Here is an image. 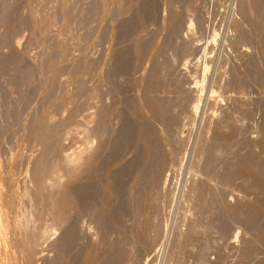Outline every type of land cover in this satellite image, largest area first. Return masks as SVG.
<instances>
[{
	"label": "rangeland",
	"instance_id": "rangeland-1",
	"mask_svg": "<svg viewBox=\"0 0 264 264\" xmlns=\"http://www.w3.org/2000/svg\"><path fill=\"white\" fill-rule=\"evenodd\" d=\"M256 2L0 0V181L17 162L21 187L30 173L47 199L73 180L85 195L61 224L34 194L43 237L30 263L14 254L0 198V264H264Z\"/></svg>",
	"mask_w": 264,
	"mask_h": 264
},
{
	"label": "bare ground",
	"instance_id": "bare-ground-1",
	"mask_svg": "<svg viewBox=\"0 0 264 264\" xmlns=\"http://www.w3.org/2000/svg\"><path fill=\"white\" fill-rule=\"evenodd\" d=\"M257 1V0H256ZM255 0H249V4H250V7L251 6H253V7H255L254 9H256V7H258V5H256V6H254L257 2H256ZM13 2V1H12ZM17 2V1H16ZM10 3V2H9ZM258 4V3H257ZM5 5V4H4ZM6 7L8 8V5H6ZM5 7V8H6ZM1 8V7H0ZM248 8V7H247ZM250 9V8H249ZM248 9V13L250 14V10ZM253 9V10H254ZM7 11V10H6ZM14 12V11H13ZM16 13V12H15ZM9 14V13H8ZM14 14V13H13ZM16 16V15H15ZM4 17V16H3ZM6 17V16H5ZM4 17V18H5ZM1 18V17H0ZM16 18V17H15ZM2 19V18H1ZM0 19V20H1ZM4 20V19H3ZM17 20V19H16ZM2 21V20H1ZM13 21H14V19H13ZM18 22V21H17ZM33 22V21H32ZM5 23V22H4ZM3 24V23H2ZM20 24V23H19ZM6 25V24H5ZM7 28V27H6ZM14 29H16V27H14ZM21 30V29H20ZM4 31V30H3ZM3 31H1V32H3ZM5 31H7V30H5ZM13 31V30H12ZM16 32V31H15ZM19 32V31H18ZM5 33V32H4ZM12 33V32H11ZM3 34V33H2ZM4 35V34H3ZM14 35H16V34H14ZM17 36H18V34H17ZM2 41V40H1ZM12 42V41H11ZM253 60V59H252ZM54 72V71H53ZM71 74V73H70ZM48 75V74H47ZM67 75V74H66ZM69 75V74H68ZM69 81V80H68ZM165 83V82H164ZM6 90V89H5ZM156 91V90H155ZM23 95V94H22ZM19 98V97H18ZM161 101V100H160ZM143 105V104H142ZM152 106V105H151ZM155 106V105H154ZM195 106V105H194ZM156 110V109H155ZM154 110V111H155ZM148 111V110H147ZM165 111V110H164ZM162 109L161 110H159V112L157 113L156 112V114H157V116L158 117H162L163 118V120H165V118L166 117H164L165 115H167V111L166 112H164ZM171 115V114H170ZM196 115V114H195ZM168 116H169V114H168ZM167 116V117H168ZM151 118H153L151 115H150V119ZM175 118L176 117H174V120H175ZM177 120V119H176ZM179 120V119H178ZM161 121H162V119H161ZM32 122V121H31ZM36 122V121H35ZM164 122V121H163ZM162 122V123H163ZM173 120L170 122V120L169 121H165V123H163L164 124V130L166 129V131H168V134H169V131L171 130V128H172V125H173ZM176 122V121H175ZM174 122V123H175ZM36 124V123H35ZM34 124V125H35ZM179 125V124H178ZM30 126H31V124H30ZM161 126V130H162V125H160ZM160 126H158V127H160ZM31 128V127H30ZM34 128V127H33ZM89 129V132H92L93 131V129L89 126L88 127ZM94 128V127H93ZM173 128H175L174 126H173ZM31 130V129H30ZM160 130V129H159ZM174 130H176V129H174ZM144 133H146V132H144ZM161 133H163L162 131H161ZM177 133V132H176ZM91 134H93V133H91ZM90 134V135H91ZM147 135H148V133H146ZM165 135V134H164ZM166 136V135H165ZM177 136V135H176ZM145 137V138H144ZM150 137L151 136H149V138H147V136L144 134L143 135V137L142 138H144V139H146V140H148V142H149V139H150ZM169 137H170V135H169ZM178 138V137H177ZM168 139V138H167ZM151 140V139H150ZM151 141H153V140H151ZM156 141V140H155ZM170 141V140H169ZM21 142V141H20ZM147 143V142H146ZM28 145V144H27ZM155 144L153 143V146H154ZM165 145V144H164ZM172 145H174V143L172 144ZM147 146H149L148 144H147ZM161 146V145H160ZM175 146H176V144H175ZM19 147V146H18ZM150 147V146H149ZM152 147V146H151ZM161 147H163V146H161ZM169 147V146H168ZM25 149H26V147H24ZM153 148V147H152ZM151 148V149H152ZM160 148V147H159ZM18 149V148H17ZM22 149V148H21ZM158 149V148H157ZM159 150V149H158ZM19 151V150H18ZM146 151V150H145ZM151 151V150H150ZM155 151V148H154V150H153V152ZM180 151H182V150H180ZM21 152V151H20ZM22 152H23V150H22ZM25 152V151H24ZM91 152V151H90ZM89 152V153H90ZM147 152H148V150H147ZM210 152V151H209ZM149 153V152H148ZM147 153V154H148ZM151 153V152H150ZM43 154V153H42ZM146 154V155H147ZM184 154V153H183ZM36 155V154H35ZM150 155V154H149ZM149 155H147V156H149ZM182 155V154H181ZM151 156V155H150ZM15 157V156H14ZM32 157H34V156H32ZM183 158V157H182ZM181 157H180V160L182 159ZM17 160V159H16ZM15 160V161H16ZM77 160H78V157L77 158H74V159H72L70 162H72V163H74V165H75V162L77 163ZM14 161V160H13ZM14 161V162H15ZM93 161H94V152L93 153H90V155L88 154V157H87V159L85 160V166L87 167V166H89L90 167V165L93 163ZM146 161H147V159H146ZM78 162H80V161H78ZM148 162V161H147ZM182 162V161H181ZM146 163V162H145ZM144 163V164H145ZM150 163V162H149ZM149 163H147L146 165H149L150 166V164ZM161 163V162H160ZM79 164V163H78ZM77 165V164H76ZM177 165V164H176ZM28 166V165H27ZM143 166V165H142ZM149 166H146L147 168L149 167ZM11 168V170L9 171L8 170V172H7V174H9V178H8V181H7V183H6V185L4 184L3 185V183L0 181V198L2 199V202H3V206H5V207H8V209H10V211H12V214H14V216H15V218L12 220L11 218H12V216L10 217V218H8L7 217V214H4V212H2L3 210H1V214H2V223H3V227H4V230H6L7 231V234H8V237H9V240H10V244H12V249H14L13 251L14 252H16V253H14L15 255L17 254V257L20 259V260H22V263H23V260L25 259V258H27L29 261H33L32 259L34 258V254H35V252H36V247L39 245V243L41 242V239H42V237H43V233L40 231V229H39V227H38V223H37V221H36V219L37 218H35L36 216H35V210H36V208L38 207L37 205H36V203L37 202H35V200H34V194L37 196V194H39L38 196L40 197V200H38L39 202L41 201H43L44 203H45V201L46 202H48L47 204H48V207L50 208V209H53V210H56V212H57V214H58V218H59V221H60V223L61 224H63V223H65L66 221H67V214H66V212H65V207L67 208L68 206L69 207H72V208H75V207H77L78 206V204H79V201H80V198H83V196H85V195H83V193L82 192H84V191H80L81 193L78 195V197H77V195H75L74 194V192H76V191H74L73 192V190H74V187H75V183H74V180H73V182H72V184H71V188H70V191L68 190H62L63 189V187L61 188V191H63V193H62V195L60 196L61 197V201H56V200H58V199H49V198H52V197H50L49 196V194H46V195H48L49 196V198L47 199L46 197H48V196H46V197H44L41 193V191L39 190V188H37L36 186V182L35 181H33L34 179H32L31 178V176H30V173H27V174H25L24 176L25 177H27L30 181H32V183L29 185V186H27L26 185V187H21L19 184H18V182H16V181H14V179H13V177H14V175L16 174L15 173V170L17 169V162H15V163H13V162H11V166H10ZM72 167H74V166H72ZM152 166H150V170L149 171H152L153 169L151 168ZM8 168V167H7ZM165 168V167H164ZM167 168V167H166ZM246 168V167H245ZM72 169V168H71ZM74 169H75V167H74ZM82 169V168H81ZM73 170V169H72ZM250 170V169H249ZM2 172V171H1ZM29 172V171H28ZM73 172V171H72ZM158 172V171H157ZM157 172H156V174H157ZM163 172V171H162ZM71 174V173H70ZM21 175V174H20ZM38 175V174H37ZM138 175V174H137ZM160 173L158 172V174H157V177H158V179H160ZM24 176H23V179H24ZM30 176V177H29ZM72 177H74L73 175H71ZM154 176H155V174H154ZM1 177V176H0ZM19 177V176H18ZM71 177V178H72ZM164 177H166V174H165V176ZM21 178V177H20ZM27 178H26V180H27ZM75 178V177H74ZM139 178V177H138ZM22 179V180H23ZM163 180V179H162ZM6 181V180H5ZM135 181V180H134ZM138 181H140V180H138ZM160 181H161V179H160ZM29 182V181H28ZM75 182H76V180H75ZM132 182H133V180H132ZM162 182H164V181H162ZM167 182V181H166ZM20 183V182H19ZM135 183V182H134ZM57 184V182L56 183H52V187L53 186H55ZM151 184H153V183H151ZM162 184V183H161ZM66 185V184H65ZM132 185H133V183H132ZM163 185V184H162ZM166 185V184H165ZM164 185V186H165ZM57 186V185H56ZM134 186V185H133ZM132 186V187H133ZM144 185H142V187H143ZM173 187V186H172ZM58 188H59V186H58ZM163 188V187H162ZM6 189V190H5ZM65 189V188H64ZM77 189H78V187H77ZM80 189V188H79ZM151 189H153V186L150 188V192L152 191ZM160 189V188H159ZM165 189V188H164ZM173 189V188H172ZM40 191V193H39V191ZM87 190V189H86ZM141 190V189H140ZM166 190V189H165ZM164 190V191H165ZM145 191H147V190H145ZM161 191H163V190H161ZM171 191V190H170ZM156 192V191H155ZM148 193H149V191H148ZM170 193V192H169ZM198 193V192H197ZM167 195H168V193H167ZM166 196V195H165ZM175 196V195H174ZM59 197V198H60ZM133 197V196H132ZM3 198H4V201H3ZM54 198V197H53ZM166 198V197H165ZM46 199V200H45ZM84 199H85V197H84ZM137 199V198H136ZM146 199V198H145ZM145 199H143V200H145ZM55 200V201H54ZM65 200V201H64ZM135 200V199H134ZM83 201V200H82ZM162 203V202H161ZM29 205V207H27V209H25V207H24V205ZM46 204V203H45ZM46 204V205H47ZM81 205V204H80ZM163 205H165V204H163ZM106 206V205H105ZM0 207H2V204L0 205ZM24 207V208H23ZM79 208H81V206L79 207ZM153 211V210H152ZM69 212V211H68ZM0 214V215H1ZM144 214H146V212H144ZM156 214V213H155ZM9 215V214H8ZM69 215V214H68ZM138 215V214H137ZM150 215V214H149ZM147 216V215H146ZM149 217V216H148ZM248 217V216H247ZM127 219V218H126ZM148 219V218H147ZM149 220H150V218H149ZM58 221V222H59ZM70 222V221H69ZM151 225V224H150ZM152 226H153V224H152ZM64 228V227H63ZM1 231V230H0ZM1 232H3V231H1ZM5 232V231H4ZM6 233V232H5ZM63 235V234H62ZM5 237V236H4ZM2 237H0V239H1ZM9 244V243H8ZM1 246V245H0ZM151 249V248H150ZM45 250V249H44ZM44 254V253H43ZM94 255V254H93ZM41 257V256H40ZM7 259V258H6ZM35 259V258H34ZM6 261V260H5ZM24 261H26V260H24ZM15 262V261H14ZM21 263V262H20ZM26 263H30V262H28V261H26ZM25 264V263H24ZM34 264V263H33Z\"/></svg>",
	"mask_w": 264,
	"mask_h": 264
},
{
	"label": "built area",
	"instance_id": "built-area-1",
	"mask_svg": "<svg viewBox=\"0 0 264 264\" xmlns=\"http://www.w3.org/2000/svg\"><path fill=\"white\" fill-rule=\"evenodd\" d=\"M213 260H216L214 259V256L212 257ZM217 264H233V262L231 261H221V262H217Z\"/></svg>",
	"mask_w": 264,
	"mask_h": 264
}]
</instances>
